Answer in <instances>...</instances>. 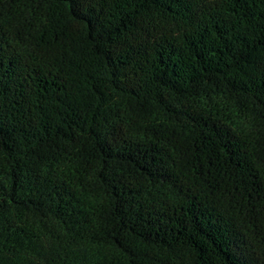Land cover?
Here are the masks:
<instances>
[{"label":"trees","instance_id":"1","mask_svg":"<svg viewBox=\"0 0 264 264\" xmlns=\"http://www.w3.org/2000/svg\"><path fill=\"white\" fill-rule=\"evenodd\" d=\"M0 264H264V0H0Z\"/></svg>","mask_w":264,"mask_h":264}]
</instances>
